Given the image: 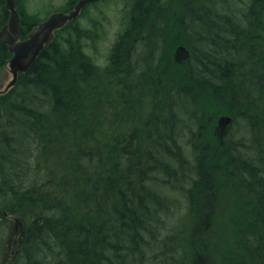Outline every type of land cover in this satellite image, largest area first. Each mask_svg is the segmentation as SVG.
I'll return each mask as SVG.
<instances>
[{"label":"trees","instance_id":"1","mask_svg":"<svg viewBox=\"0 0 264 264\" xmlns=\"http://www.w3.org/2000/svg\"><path fill=\"white\" fill-rule=\"evenodd\" d=\"M124 4L104 64L74 19L0 94V212L22 224L17 264H186L224 185L240 251L227 264H264V0ZM17 11L25 38L42 19ZM10 57L0 43V69ZM129 99L147 105L134 124L120 118Z\"/></svg>","mask_w":264,"mask_h":264},{"label":"rangeland","instance_id":"2","mask_svg":"<svg viewBox=\"0 0 264 264\" xmlns=\"http://www.w3.org/2000/svg\"><path fill=\"white\" fill-rule=\"evenodd\" d=\"M70 1L73 3L69 6L68 2ZM77 1L78 0H17L16 7L17 10L18 8L19 10L20 8L23 9L32 20H43L52 12L69 11ZM124 3L125 0H97L87 4L81 10V14L75 19L77 24L81 27L91 30V32L94 33V42L86 41V50L91 53L99 64H104L106 53L113 44L116 35L123 27L125 17ZM181 56V58H185L184 54ZM11 78L12 74L7 59L2 69H0V90H4ZM130 102L131 100L129 99L125 104L126 106L120 110V114L123 111L122 115L119 114L120 118L126 124H134L140 118V113L143 112V109L147 108L145 104L139 105V107L137 105L132 106ZM95 119H97V117ZM115 120L116 117L109 120L106 118L105 123L106 125H111ZM96 122L97 120L95 123ZM202 129L205 132L207 127L203 125ZM209 130L212 132L210 125ZM65 139L72 140L74 138L69 135ZM61 142V140L58 142L57 139L55 145H61ZM55 152L60 156L66 155L63 148ZM57 154L53 156L55 160L54 168L59 167ZM231 205L232 193L226 185H224L218 189L213 211L206 217L205 228H199L196 231V238L199 244L200 239H203V241L201 240V242H203L202 250L199 254L191 253V257L186 264H227L233 259L232 254H236L239 248L236 247V233L233 234L234 225L230 224ZM242 214L243 211L241 215ZM0 215L3 217L0 226L2 230V232L0 231V264H17V249L20 242V227L22 226L20 218L9 212L4 214L0 212ZM201 222L202 220L196 219V224ZM240 247V249H245L243 246ZM223 256H226V260Z\"/></svg>","mask_w":264,"mask_h":264},{"label":"water","instance_id":"3","mask_svg":"<svg viewBox=\"0 0 264 264\" xmlns=\"http://www.w3.org/2000/svg\"><path fill=\"white\" fill-rule=\"evenodd\" d=\"M94 1L97 0H78L68 12H52L44 20L39 21L28 33V36L22 39L20 34V16L16 9V0H5L8 20L0 28V43L6 44L9 53L12 54L8 61L12 78L3 91H6L15 83L19 72H25L37 59L42 50L52 41L55 30L76 19L80 11L88 3ZM183 54L184 57L188 56V51L183 46H178L175 51V57L181 58ZM3 91L0 90V93ZM231 120V117L227 115H222L217 119L220 133L226 131Z\"/></svg>","mask_w":264,"mask_h":264}]
</instances>
